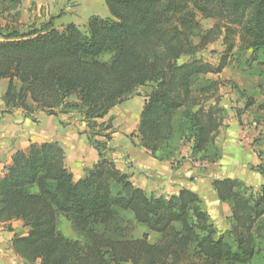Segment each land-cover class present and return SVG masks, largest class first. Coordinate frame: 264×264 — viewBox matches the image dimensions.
<instances>
[{"label": "trees", "instance_id": "obj_1", "mask_svg": "<svg viewBox=\"0 0 264 264\" xmlns=\"http://www.w3.org/2000/svg\"><path fill=\"white\" fill-rule=\"evenodd\" d=\"M21 2L0 0L1 113L80 116L98 160L74 179L56 141L12 154L0 173V223L12 230L20 220L27 228L13 235L14 253L26 264H264V185L212 180L230 210L228 229L218 232L194 191L153 196L135 186L109 156L111 120L98 121L149 87L132 134L138 144L169 159L176 141H186L193 157L216 161L224 109L218 98L208 102L220 81L206 76L245 54L247 64H264V0H105L109 16L92 15L82 30L74 23L58 29L53 17L25 27ZM201 20L212 24L203 28ZM219 40L216 64L198 56ZM254 105L264 110L247 95L241 111ZM253 168L264 177V161ZM61 217L82 240L60 231ZM133 224L147 231L127 237Z\"/></svg>", "mask_w": 264, "mask_h": 264}, {"label": "crops", "instance_id": "obj_2", "mask_svg": "<svg viewBox=\"0 0 264 264\" xmlns=\"http://www.w3.org/2000/svg\"><path fill=\"white\" fill-rule=\"evenodd\" d=\"M45 2V0H22L17 8L19 22L23 20L27 22L24 24L26 27L47 21L53 15H48L49 4L45 5ZM42 6L45 11L40 10ZM54 26L62 29V26ZM6 87L7 79H0V173L10 163L15 151L24 150L31 143L56 141L63 148L65 165L74 179L83 177L85 169L90 168L98 160V153L88 139L86 125L82 118L74 116L68 119L66 116H48L42 112H36L32 119L25 116L21 109L1 113L3 110L1 96ZM149 91V87H140L137 94L123 98L98 120L102 122L110 119L117 127V131L107 142V146L112 148L109 156L114 160L116 167L127 173L132 183L142 188L147 194L167 196L187 188L197 193L201 199L205 194L211 193L212 198L220 202L213 189L212 180L224 177L237 178V173L233 171L236 167V165L233 166L234 164H242L241 168L250 166L247 155L238 154L241 125L235 120L229 125L222 122L219 130H223L224 140L220 144L219 158L214 162L192 159L190 143L180 146L181 149L169 159L155 158L138 144L135 136H132ZM231 99L234 100L233 95ZM131 100L135 101L126 106L125 104ZM62 121L66 123L63 124ZM228 147L230 155H227ZM234 148H236L235 151ZM214 165L218 169L213 171ZM256 174L261 176L258 172ZM10 226L12 230H8L6 224L0 223V264H26L14 253L11 239L15 233L25 234L27 228L20 220H12ZM34 264L40 263L37 261Z\"/></svg>", "mask_w": 264, "mask_h": 264}, {"label": "rangeland", "instance_id": "obj_3", "mask_svg": "<svg viewBox=\"0 0 264 264\" xmlns=\"http://www.w3.org/2000/svg\"><path fill=\"white\" fill-rule=\"evenodd\" d=\"M45 1V5L49 4L48 15H53L54 25L62 26V28L68 23H74L82 30L85 29V24L92 15L100 17L109 16L105 0ZM41 9L45 11L44 7L40 8V10ZM0 22L2 23L3 20L0 19ZM200 22L203 28H208L212 24L210 20H201ZM19 23L24 25L27 22L25 23L23 20V22ZM222 48L223 47L219 40L209 44L205 50H202L198 54V56L206 61L216 64L220 57ZM246 55L247 54L238 57L219 75L208 74L206 78L211 80L218 79L220 81L218 92L216 94H212L214 97L208 98L210 99L208 102H214L215 98L219 99L218 103L224 109V123L229 125L234 120L238 123L237 115L241 112L238 154H242L241 156L247 155V160L249 161L248 164L250 166L247 168H241L242 164H234L233 166L236 165V167L233 171L237 173V178L242 180L246 185L251 186L254 190H257L260 185H264V177L257 175V171L253 168L260 162L263 163L264 161V110H257L256 105L247 110L241 111V109H243L244 99L247 95H252L257 104L264 103V64L257 63L256 61H249V64H247L244 61L245 58H247ZM142 90L144 91V89ZM241 91L244 92V97L241 96ZM231 95L234 96V100L231 99ZM134 101L135 100H131L125 105L128 106ZM111 125L116 132L117 127H115L112 122ZM222 131L219 130L214 140V142L216 141L215 146L219 149V152L221 148L220 144L224 140ZM176 143L182 146L190 142L176 141ZM180 146L179 150L181 149ZM227 149L229 150V147ZM235 149L236 148H234V151ZM228 150L227 155H230L231 152ZM191 157L192 159L200 160L198 159V156ZM217 169L216 165L212 168L213 171ZM201 205L209 213L211 221L216 226L218 232L225 233L224 231L229 227L230 210L228 205L226 203L217 202L214 198H212L211 193L202 196ZM124 217L131 220L129 213L124 214ZM123 225H125V223H123ZM59 229L67 237L78 238L79 240L83 239L82 236L72 230L70 224L63 217L60 219ZM144 231H147L146 227L135 226V224H133L132 226L127 227L126 236H140ZM156 238L157 235L150 232V240L155 241Z\"/></svg>", "mask_w": 264, "mask_h": 264}]
</instances>
